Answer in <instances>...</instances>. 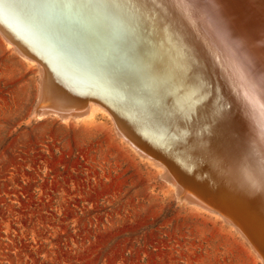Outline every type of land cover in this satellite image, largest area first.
Segmentation results:
<instances>
[{
  "label": "bare ground",
  "instance_id": "6f19581e",
  "mask_svg": "<svg viewBox=\"0 0 264 264\" xmlns=\"http://www.w3.org/2000/svg\"><path fill=\"white\" fill-rule=\"evenodd\" d=\"M3 12L0 36L39 67L36 119L104 113L180 201L221 219L264 264V0H47L24 18L47 46ZM112 93L155 132L101 100Z\"/></svg>",
  "mask_w": 264,
  "mask_h": 264
},
{
  "label": "rangeland",
  "instance_id": "374dc122",
  "mask_svg": "<svg viewBox=\"0 0 264 264\" xmlns=\"http://www.w3.org/2000/svg\"><path fill=\"white\" fill-rule=\"evenodd\" d=\"M39 78L0 36V264H262L104 113L36 119Z\"/></svg>",
  "mask_w": 264,
  "mask_h": 264
},
{
  "label": "water",
  "instance_id": "95a60500",
  "mask_svg": "<svg viewBox=\"0 0 264 264\" xmlns=\"http://www.w3.org/2000/svg\"><path fill=\"white\" fill-rule=\"evenodd\" d=\"M47 2V0H32L29 4H27V7H26V10H24L23 9V6H19V5H16V6H12V5H7V4H1V3H3V1L2 2H0V12H3V11H1V9H3V8H5L8 12L7 13H4L6 16H7V18L10 20V18L12 19L11 21H12V24L14 25V23H15V25H16V27H22L19 23H18V21H15V20H17V19H19L23 24H24V26L26 27H30V28H32L31 26H28L27 25V21L25 22V20H24V18H25V15H35V13L37 12V11H39L40 10V8H41V6L42 5H45V3ZM52 2V1H51ZM23 13V14H22ZM13 16H15V17H13ZM22 18H23V20H22ZM0 27L1 28H3L2 27V25L0 24ZM15 27V28H16ZM26 27V28H27ZM29 28V30L30 31H34L35 29L34 28H32V29H30ZM17 29V28H16ZM3 30H4V28H3ZM38 36H39V38H40V42L41 43H43L44 45H46L47 46V40L42 36V35H40V33H38L37 31H34ZM38 55V54H37ZM60 88H61V86H60ZM63 90H65V89H63ZM60 91H62L61 89H60ZM69 92V93H68ZM181 92V91H180ZM72 92L70 91V90H68V91H66L65 90V95H72L71 94ZM113 93H114V91H113ZM110 94V95H108V96H111V99H108V97H101L102 99V101L103 102H106L107 104H112V105H110V106H113V108H115V103H113L114 101H117V102H123L122 103V106H124L125 107V109H127V112L130 114V115H132V114H139V115H141V118H137V120L135 121L134 120V122L140 127V128H142V129H146V130H149V131H152V132H155L154 131V129H152L151 127H149L150 125H149V123H148V120H150V119H148V115L146 114V113H143L142 111V109H140L139 107H133L132 106V103H130V102H126V101H121L119 98L120 97H118L117 95H114V94ZM183 95V96H182ZM176 99H180V100H185V98H186V96H185V94H183V91L180 93V94H176ZM110 98V97H109ZM119 100V101H118ZM87 102H90V101H87ZM115 104V105H114ZM199 105V102H198V104L196 105V106H198ZM117 106V105H116ZM118 107V106H117ZM118 109V108H117ZM121 109V111L123 110V108H120ZM184 115V114H183ZM185 115H186V112H185ZM134 118V117H133ZM195 119V117H193L192 118V116L190 115V119H189V122H190V124H191V121L192 120H194ZM198 129H199V131H201L202 129H201V123H199V126H198ZM145 131V130H144ZM128 132H129V134H130V136H132L133 138L135 137H137L136 136V134H135V132L134 131H131V130H128ZM193 150H196V149H193ZM151 151V150H150ZM153 152V151H152ZM192 152V151H191ZM195 158L197 159V160H199V161H202V158L201 157H199L198 155H197V153H196V155H195ZM223 163H224V161H223ZM226 164H227V167H229L230 165H229V163L226 161L225 162ZM172 168H174V167H172ZM175 169H176V167H175ZM175 172L177 173V171L175 170ZM248 230H249V228H248ZM249 232H251V230H249ZM258 245V244H257ZM258 247L261 249V251L262 252H264V248L262 247V244L261 243H259V245H258Z\"/></svg>",
  "mask_w": 264,
  "mask_h": 264
}]
</instances>
